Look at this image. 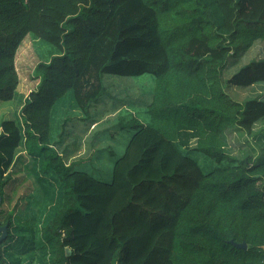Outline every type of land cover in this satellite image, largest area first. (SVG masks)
<instances>
[{
  "label": "trees",
  "instance_id": "trees-1",
  "mask_svg": "<svg viewBox=\"0 0 264 264\" xmlns=\"http://www.w3.org/2000/svg\"><path fill=\"white\" fill-rule=\"evenodd\" d=\"M27 35L38 83L21 97ZM257 44L264 0H0V99L22 102L0 123L2 264H264V151L236 157L224 138L236 126L264 142V98L233 93L264 83V55L243 62ZM146 73L148 120L120 110L135 131L112 179L77 167L89 158L61 150L60 127L89 114L107 74ZM22 164L41 191L24 222Z\"/></svg>",
  "mask_w": 264,
  "mask_h": 264
},
{
  "label": "rangeland",
  "instance_id": "rangeland-1",
  "mask_svg": "<svg viewBox=\"0 0 264 264\" xmlns=\"http://www.w3.org/2000/svg\"><path fill=\"white\" fill-rule=\"evenodd\" d=\"M31 38L30 35L25 37L18 49L16 58V66L20 76L18 91L21 97L28 96L38 83V80L33 78V71L39 58L35 51L34 41ZM250 52L249 56L244 57L243 62L246 61L245 58L247 57L264 55V46L257 44ZM235 70V68L231 69L230 73ZM155 81L156 76L152 73L140 76L107 74L105 76L106 91L91 108L89 114L84 115L76 111L70 115L67 125L60 127V131L68 135L65 146L61 150L65 147L68 149L75 146L82 147L77 152L79 154L78 158L88 157L89 159L79 163L77 167L84 168L97 178L110 181L113 177L114 163L124 153L126 145L135 131V127L130 125L131 121H127V119L132 114L137 115L143 122H147L148 116L145 110L151 100V91L156 83ZM233 93L238 100L242 101L257 96L264 98V83H257L249 89L234 88ZM21 103L19 99L10 101L0 99V123L3 119H11L17 116L21 109ZM120 110H122V116H129L123 122H119L118 119ZM93 120H97V122L90 125ZM263 127L264 120L257 122L253 133ZM252 135L236 126L227 129L224 132L227 152L236 157H243L247 154L262 155L264 142L257 143L253 141ZM188 144L190 146L196 145V139H189ZM198 157L205 169L218 165L217 162L204 155H198ZM28 171V167L22 164L18 174L20 178H25V184L14 192L12 198L16 200L23 194L30 197L25 198L26 201L30 199L28 207L21 208L17 212L22 217L23 222L33 214L34 201L41 196L38 184L33 177L29 176ZM7 192H10L9 188L5 189L6 195ZM13 204L14 201L11 204L8 202V207Z\"/></svg>",
  "mask_w": 264,
  "mask_h": 264
},
{
  "label": "water",
  "instance_id": "water-1",
  "mask_svg": "<svg viewBox=\"0 0 264 264\" xmlns=\"http://www.w3.org/2000/svg\"><path fill=\"white\" fill-rule=\"evenodd\" d=\"M2 203V196L0 194V205ZM8 236V224L6 225H0V242H2L3 240H5ZM234 245L239 247V248H244L247 249L248 248V244L246 242L243 243H235ZM68 252L70 253V249H68ZM0 264H2L1 262V253H0Z\"/></svg>",
  "mask_w": 264,
  "mask_h": 264
}]
</instances>
